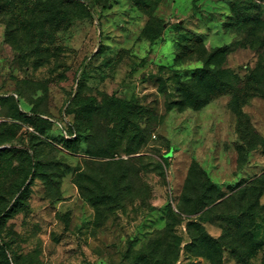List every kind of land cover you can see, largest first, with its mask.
Listing matches in <instances>:
<instances>
[{
	"label": "rangeland",
	"instance_id": "1",
	"mask_svg": "<svg viewBox=\"0 0 264 264\" xmlns=\"http://www.w3.org/2000/svg\"><path fill=\"white\" fill-rule=\"evenodd\" d=\"M160 260L264 264V0H0V264Z\"/></svg>",
	"mask_w": 264,
	"mask_h": 264
},
{
	"label": "trees",
	"instance_id": "2",
	"mask_svg": "<svg viewBox=\"0 0 264 264\" xmlns=\"http://www.w3.org/2000/svg\"><path fill=\"white\" fill-rule=\"evenodd\" d=\"M142 2L144 3V2H146V0H142ZM192 72H193V75H197V74H201V73H203L204 71H203V69H195V70H193ZM32 119L35 120V121H38V122L49 123V121L44 120V119H42V118H40V117H38V116H35V115H33V118H32ZM26 189H27V186L25 185V186L23 187V189L19 192L20 197H23V196L25 195ZM18 200H19V199H18ZM18 200H17V201H18ZM2 213H3L2 218H5V217L7 216L8 210L5 211V209H4V211H3ZM203 234H204V237H203L204 239H207V240H214V239H213L209 234H207L206 232H205V233L203 232ZM138 255H141V252H139ZM158 264H166V263L160 260V261H158Z\"/></svg>",
	"mask_w": 264,
	"mask_h": 264
}]
</instances>
